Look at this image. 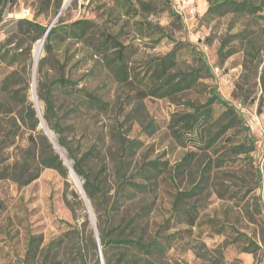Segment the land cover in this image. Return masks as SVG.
<instances>
[{"label":"rangeland","instance_id":"374dc122","mask_svg":"<svg viewBox=\"0 0 264 264\" xmlns=\"http://www.w3.org/2000/svg\"><path fill=\"white\" fill-rule=\"evenodd\" d=\"M190 2L197 12L189 28L175 0H0V83L11 70L25 69L30 80L28 101L44 117L45 102L38 88L42 77L39 64L47 53L42 44V54L35 62V47L42 38L31 42L32 34L21 35L15 22L22 18L52 27L78 19L92 20L100 32L107 31L130 48L132 76H145L148 60L165 55L176 42L181 47L178 68L197 67L199 57L204 56L215 79L204 72L197 87L173 97H136V80L126 81L117 73L115 49L108 52L107 59L105 52L96 51V44L77 38L55 41L52 59L46 62L43 74L50 80L62 76L71 80L53 95L64 134L81 153L92 145L103 150L107 170L101 172V178L111 201L122 152L117 130L126 136L127 144L136 140L138 145L126 154V176L131 181L142 182L135 174L145 162L163 163L165 169L157 188L123 202L115 211V221L122 216L128 220L149 205L135 233H142L148 240L171 216L176 193L198 186L192 197L178 204L199 206L196 224L177 225L181 232L157 264H264V0H254L260 7L254 15L230 12L213 19L205 15L208 0ZM10 38L13 42L8 44ZM20 42L24 48L32 47L31 54L24 52L13 60L7 49L17 50ZM193 45L197 52L191 48ZM214 84L251 128L257 149L250 157L237 155L228 144L236 129L206 149L190 140L186 145L180 144L172 135V117L188 109L187 101L206 102ZM83 90L99 96L107 109L90 107L89 96ZM43 119L58 144V134ZM37 132L46 134L42 122ZM29 134L28 127L14 112L0 115V138H4L0 144V264H49L50 260L43 262L42 254L33 262L25 261L32 235L42 236V249L54 242L51 256L63 264H82L81 246L87 261L92 263L98 249L83 233L79 242L73 231L74 227L81 228L87 218L92 222V212L97 220L92 205L91 211L82 194L81 178L76 180L72 174L64 178L53 168H41L39 177L26 185L15 179L16 168L26 156ZM60 150L67 156L63 147ZM189 151L196 152L191 174H180L177 164ZM90 162L96 171L102 164ZM36 167L26 174L35 173ZM246 236L259 244L256 253L244 251Z\"/></svg>","mask_w":264,"mask_h":264},{"label":"trees","instance_id":"16d2710c","mask_svg":"<svg viewBox=\"0 0 264 264\" xmlns=\"http://www.w3.org/2000/svg\"><path fill=\"white\" fill-rule=\"evenodd\" d=\"M208 1L209 6L205 15L212 19L225 16L230 12L254 15L260 9L254 0ZM2 14L3 9L0 10V22L3 21ZM15 23L21 35L32 34L31 42H35L44 36L46 26L36 20L22 18L16 20ZM99 28L92 20L78 19L68 24L59 23L50 29L44 43L47 54L40 60L39 64V71L42 72V77L38 88L40 97L45 102L44 118L58 134V144L66 150L67 158L71 161L79 178H81L85 193L96 213V225L104 254V263L157 264L159 260L166 257V252L181 232V229H176L177 225L179 223H185L189 226L196 224L200 214L199 206L193 204L189 207H178V204L186 198L192 197L198 186H193L192 189L188 190H179L176 193L171 216L160 225L148 240L144 238L142 233L139 235H135V233L141 218L144 217L145 213H148L149 205L142 207L139 212L128 220H126V216H122L120 220L115 221V211L121 208L123 202L133 199L138 193H148L157 188L159 178L165 169L162 165L163 163L156 160L145 162L135 174L142 182L131 181L126 176V154L129 151H135L138 145L136 140H130L127 144L126 136L117 130L116 137L120 140L119 147L122 152L119 154L120 159L117 166V188L114 200L111 201L108 196L109 190L105 189L101 178V172L107 170V162L102 157L103 150L98 149L96 145H92L81 153L79 147L74 146L72 141L64 134L62 118L53 95L54 91L59 87L72 82L63 76L53 80L48 79L43 74L44 67L47 64L46 62L52 59L56 40L77 38L86 41L90 45L96 44V51L105 52V58H107L111 49H115L116 58H113V60H117V73L122 74V78L126 81L136 80L139 85L136 97L140 99L150 95L173 97L185 90L197 87L204 72H207L214 79L215 74L204 56L199 57L201 62L197 67L178 68L181 47L176 42L173 48L165 55L148 60V69L145 76L140 77L139 74L132 76L130 71V48L107 31L102 30L100 32ZM8 41V44H11L13 38ZM21 44V42L18 44L17 50L7 49V54L12 52L11 57L13 60L22 57L24 52L27 55L31 54L32 47L27 46L24 48ZM191 48L197 52L196 45ZM19 49L21 50L18 51ZM194 56L196 57L195 53ZM29 88L30 80L25 69L16 68L11 70L2 78L0 83V115L14 112L30 130L26 156L16 168L15 179L20 185H26L39 177L41 168H53L62 177L68 178L70 174L69 168L64 163L58 150L55 149L50 138L44 133L37 132L40 117L37 109L28 101ZM83 91L89 96L87 102L90 107L102 110L107 109L106 103L99 96L86 90ZM210 93L211 95L206 102H185L188 109L177 112L169 123L172 135L180 144L186 145L187 140H190L197 147L206 149L212 148L223 135L236 129L234 135L229 136L228 144L237 155L245 154L250 157V153L257 149V145L253 134L250 132V126L245 122L244 115L234 104L221 95L217 84L211 86ZM3 142L4 138H0V144ZM195 160L196 152H187L177 164L178 172L180 174L186 172L191 174L190 171ZM90 161H102L99 170L96 171L94 163ZM34 166H37V171L27 175L26 172ZM258 172L261 176V171L258 170ZM205 177L206 174L204 172L200 178H203L202 181H204ZM67 203L71 204L69 200H67ZM73 231L77 234L79 242L81 233H83L92 247L98 249L95 228L89 218L82 223L81 228L74 227ZM219 231L224 230L220 229ZM246 239L247 244L244 246V251L256 253L257 248L260 247L259 244L250 236H246ZM42 243V236L32 235L29 238L25 261L33 262L42 254L43 262L50 260L49 264H63L62 261H57L51 256L54 242H51L46 249L41 248ZM79 253L81 254L82 264H102L99 250L92 263L87 261L85 254H83L82 246Z\"/></svg>","mask_w":264,"mask_h":264},{"label":"water","instance_id":"95a60500","mask_svg":"<svg viewBox=\"0 0 264 264\" xmlns=\"http://www.w3.org/2000/svg\"><path fill=\"white\" fill-rule=\"evenodd\" d=\"M72 1V0H71ZM70 1V2H71ZM67 4L65 3L64 4V6H66ZM63 6V7H64ZM62 11V10H61ZM60 11V12H61ZM52 28V25L50 24V25H48V26H46V30H45V33H44V36H43V42H45V38H46V36H47V34L49 33V31H50V29ZM37 112H38V116L40 117V111H39V109L37 108ZM44 118V117H43ZM40 122H42V119H41V117H40ZM45 133H46V135L50 138V140L52 141V143L54 144V146H55V148L58 150V146L59 145H57V143L50 137V135H49V133L47 132V131H45ZM58 152H59V154L61 155V157L63 158V160H64V163L68 166V168H69V171H70V174H74V175H76V177L79 179V176L77 175V173L75 172V170H74V168H73V166H72V163H71V161L67 158V156L63 153V152H61V151H59L58 150ZM81 190H82V192H83V194H84V197H85V199L87 200V202L89 203V207H90V209L92 208L91 207V203H90V200L88 199V197H87V195H86V193H85V190H84V188H83V184L81 183ZM91 211H92V209H91ZM92 222H93V225H94V227H95V233H96V241H97V245H98V250H99V255H100V260H101V262H102V264H105L104 263V258H103V252H102V246H101V240H100V236H99V233H98V229H97V225H96V221H95V219H94V215H93V212H92Z\"/></svg>","mask_w":264,"mask_h":264},{"label":"built area","instance_id":"2783aa9c","mask_svg":"<svg viewBox=\"0 0 264 264\" xmlns=\"http://www.w3.org/2000/svg\"><path fill=\"white\" fill-rule=\"evenodd\" d=\"M179 12L185 17L187 26L190 28V20L195 17L197 10L190 0H175Z\"/></svg>","mask_w":264,"mask_h":264},{"label":"bare ground","instance_id":"6f19581e","mask_svg":"<svg viewBox=\"0 0 264 264\" xmlns=\"http://www.w3.org/2000/svg\"><path fill=\"white\" fill-rule=\"evenodd\" d=\"M71 1V0H70ZM66 4H67V2H66ZM42 44H44V42H43V38H42V41H40L37 45H36V47H35V53H34V56H35V62L37 63L38 62V60H39V58H40V56H41V54H42ZM36 65V64H35ZM35 83H34V85H33V89L35 88ZM35 100H37V97H36V94H35V92H34V97H33ZM40 111V110H39ZM40 117H41V119H42V126L44 127V129H45V131H47L48 133H49V135H50V137L52 138V133L49 131V128L47 127V125H46V123L44 122V119H43V115L41 114V112H40ZM58 145V144H57ZM59 147V146H58ZM58 150L59 151H61L60 150V147L58 148ZM61 152H63V151H61ZM64 153V152H63ZM65 154V153H64ZM73 175V177L76 179V180H78V178L76 177V175H74V174H72ZM79 182V181H78ZM82 194H83V192H82ZM84 195V194H83Z\"/></svg>","mask_w":264,"mask_h":264}]
</instances>
